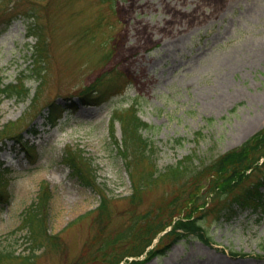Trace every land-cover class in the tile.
<instances>
[{"label":"rangeland","instance_id":"rangeland-1","mask_svg":"<svg viewBox=\"0 0 264 264\" xmlns=\"http://www.w3.org/2000/svg\"><path fill=\"white\" fill-rule=\"evenodd\" d=\"M32 7L49 42L42 84L31 74ZM106 72L110 101L83 103L82 91ZM22 76L27 99L0 97V189L8 194L0 200V252L32 254L22 223L47 184L46 224L60 247L37 251L34 264H93L101 188L115 200L103 237L131 224V170L111 136L116 108L135 105L150 125L142 133L160 172L187 157H194L193 169L211 163L264 128V0H0V82ZM51 104L54 125L46 118ZM10 123L16 126L5 139ZM116 128L122 142L121 124ZM69 147L85 153L100 187L73 176L64 162ZM171 190L162 184L147 194L141 211ZM63 199L85 208L69 218ZM234 211L204 218L210 243L185 237L144 264H264V208Z\"/></svg>","mask_w":264,"mask_h":264},{"label":"trees","instance_id":"trees-1","mask_svg":"<svg viewBox=\"0 0 264 264\" xmlns=\"http://www.w3.org/2000/svg\"><path fill=\"white\" fill-rule=\"evenodd\" d=\"M34 12L35 7H32L31 15L28 16L31 20L29 36L36 38L31 74L42 84L46 73L45 64L49 58V42L42 27L38 26V18ZM109 74L110 72L102 74L94 83L85 87L80 94L83 103L97 106L110 101L107 93L111 83L109 87L106 85ZM29 94L30 89L25 84L24 76L18 77L14 83L5 85L0 82V97L23 101ZM39 96L37 91L31 99V108L35 107ZM53 106L55 105L51 104L48 107L47 119L51 124L57 122L54 114L57 108L53 109ZM117 123L122 126V142L117 139ZM15 126V123H10L5 127V139L12 134ZM148 128L150 125L141 119L135 105L125 109L118 108L113 113L111 136L127 161L133 181V193L129 197L131 224L123 231L103 237V231L112 217V203L115 200L107 189L101 188L100 205L93 210L97 213L96 219L101 229L94 238L95 244L99 239L101 241L97 254L91 255L93 264H144L156 256L165 255L173 244L189 236L210 243L202 224L210 212H216L221 219L224 214H235L234 205L254 210L264 208V128L242 146L222 154L211 163L193 169L194 157H187L163 172L154 163L152 143L142 133ZM16 141L18 144H25L22 139ZM26 150L29 156L35 157L28 146ZM64 162L83 185L93 188L101 186L83 151L69 147ZM256 173L262 175L250 185H245ZM4 175L5 173L0 174V184L4 183ZM162 184H170L171 192L141 211L147 194ZM6 196V190L0 189V200L3 201L2 197ZM50 199V188L44 184L36 209L30 210L22 224V228L29 229L31 233L32 254L20 256L15 251H3L0 252V264H34L37 251L46 246L57 249L60 247L57 235H51L46 224V209ZM156 239L154 248L148 250ZM108 250L115 252L108 253ZM143 255L146 258L138 260Z\"/></svg>","mask_w":264,"mask_h":264},{"label":"bare ground","instance_id":"bare-ground-1","mask_svg":"<svg viewBox=\"0 0 264 264\" xmlns=\"http://www.w3.org/2000/svg\"><path fill=\"white\" fill-rule=\"evenodd\" d=\"M61 204H63L65 206L66 210H65L64 213L69 218L85 208V207H82V206H80V207L72 206L73 204L75 205L76 203H75L74 200H71V199H63ZM69 205H71L72 207H69ZM74 208H76V210H74ZM64 220H65L64 218H61L60 219V224H63Z\"/></svg>","mask_w":264,"mask_h":264}]
</instances>
